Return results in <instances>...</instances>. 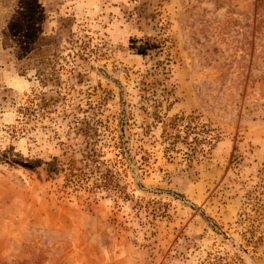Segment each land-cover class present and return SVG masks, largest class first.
Wrapping results in <instances>:
<instances>
[{
	"label": "rangeland",
	"instance_id": "rangeland-1",
	"mask_svg": "<svg viewBox=\"0 0 264 264\" xmlns=\"http://www.w3.org/2000/svg\"><path fill=\"white\" fill-rule=\"evenodd\" d=\"M0 264H264V0H0Z\"/></svg>",
	"mask_w": 264,
	"mask_h": 264
},
{
	"label": "trees",
	"instance_id": "trees-1",
	"mask_svg": "<svg viewBox=\"0 0 264 264\" xmlns=\"http://www.w3.org/2000/svg\"><path fill=\"white\" fill-rule=\"evenodd\" d=\"M176 121L175 119L172 120L170 125L176 126ZM82 128L79 127V131H82L85 138L81 143L83 147L78 148L76 151L79 153V157L69 155L56 159L50 166L51 171L55 174H61L67 187L73 189L87 188L91 191L102 189L110 192L112 189L119 187L120 184L108 167L102 169L101 149L98 145V139L95 137L97 134L96 127L88 124L85 128ZM176 137L178 135H175L174 138ZM117 147L123 152L124 146L121 139L118 141Z\"/></svg>",
	"mask_w": 264,
	"mask_h": 264
}]
</instances>
